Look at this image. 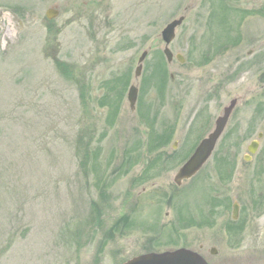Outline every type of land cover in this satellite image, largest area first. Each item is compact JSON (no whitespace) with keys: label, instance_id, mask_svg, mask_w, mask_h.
<instances>
[{"label":"rangeland","instance_id":"rangeland-1","mask_svg":"<svg viewBox=\"0 0 264 264\" xmlns=\"http://www.w3.org/2000/svg\"><path fill=\"white\" fill-rule=\"evenodd\" d=\"M179 16L167 62L161 31ZM179 247L264 264V0H0V264Z\"/></svg>","mask_w":264,"mask_h":264},{"label":"water","instance_id":"water-1","mask_svg":"<svg viewBox=\"0 0 264 264\" xmlns=\"http://www.w3.org/2000/svg\"><path fill=\"white\" fill-rule=\"evenodd\" d=\"M57 14L58 11L52 8L46 11V17L50 19L53 17L55 18ZM183 19L184 16H179L178 18L171 20L169 23L166 24V26L161 31V37L165 42V48L163 52L168 62L172 60L173 54L172 52H170L167 45L174 38L175 29L177 26H179L182 23ZM145 56H146V51H144L141 54L140 58L138 59L139 63L142 62ZM177 59L179 61H183V58L180 55H177ZM140 65H138L137 68L135 69V75L140 74V70H141ZM136 97H137V89L134 85H132L129 87L127 93V99L129 101L131 109L134 108ZM235 104H236V100L232 99L229 102L228 106L224 108L223 114L217 117L213 130L199 142V144L196 146L195 150L190 155V157L187 158L186 161L177 169V172L175 173L174 176L175 183L180 184L182 179L190 178L205 163V161L208 159L207 157L211 155L219 136L223 132V129L227 123L229 115L233 110ZM261 136L262 133H259L258 137ZM256 147H257V142L252 141L248 145L247 149L249 152L253 153ZM237 208H238L237 205L234 204L233 206L234 217L237 215ZM211 252L215 253L216 252L215 248H212ZM122 264H210V263H208L198 252H195L194 250H190L188 248L181 247L174 250L163 251L160 253L159 252L142 253L131 257L130 259L124 261Z\"/></svg>","mask_w":264,"mask_h":264},{"label":"flooded vegetation","instance_id":"flooded-vegetation-1","mask_svg":"<svg viewBox=\"0 0 264 264\" xmlns=\"http://www.w3.org/2000/svg\"><path fill=\"white\" fill-rule=\"evenodd\" d=\"M225 107H226V106H224L223 109H224ZM231 113H232V112H231ZM230 115H231V114H230ZM229 120H230V117H229ZM214 123H215V121H214ZM212 128H213V127H212ZM249 158H250V156H249Z\"/></svg>","mask_w":264,"mask_h":264}]
</instances>
